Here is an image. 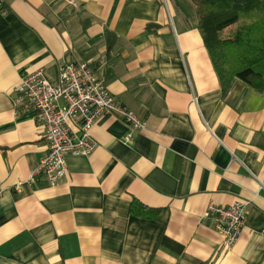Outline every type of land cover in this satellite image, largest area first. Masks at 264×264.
<instances>
[{
    "label": "crops",
    "instance_id": "0c3cea01",
    "mask_svg": "<svg viewBox=\"0 0 264 264\" xmlns=\"http://www.w3.org/2000/svg\"><path fill=\"white\" fill-rule=\"evenodd\" d=\"M190 0H0V264H264V90L223 94ZM87 62L117 103L66 174L31 179L44 128L15 87ZM155 215L131 212L132 200ZM246 202L231 248L202 218Z\"/></svg>",
    "mask_w": 264,
    "mask_h": 264
},
{
    "label": "built area",
    "instance_id": "2783aa9c",
    "mask_svg": "<svg viewBox=\"0 0 264 264\" xmlns=\"http://www.w3.org/2000/svg\"><path fill=\"white\" fill-rule=\"evenodd\" d=\"M14 90L18 93L17 104L33 109L35 120L43 125L46 151L31 179L41 174L49 185L64 178L67 155H88L96 147L90 129L100 116L118 115L131 131L126 141L131 140L132 133L141 132L146 126L144 121L116 102L87 62L64 63L56 84H51L41 70L25 74ZM246 214L247 203L237 201L227 207L209 204L202 218L222 235L223 246L227 249L238 239Z\"/></svg>",
    "mask_w": 264,
    "mask_h": 264
},
{
    "label": "trees",
    "instance_id": "16d2710c",
    "mask_svg": "<svg viewBox=\"0 0 264 264\" xmlns=\"http://www.w3.org/2000/svg\"><path fill=\"white\" fill-rule=\"evenodd\" d=\"M190 1L222 93L235 79L264 90V0ZM131 212L155 215L134 199Z\"/></svg>",
    "mask_w": 264,
    "mask_h": 264
}]
</instances>
